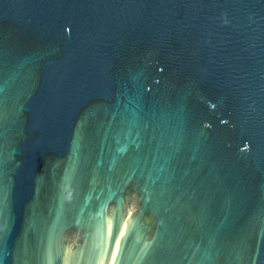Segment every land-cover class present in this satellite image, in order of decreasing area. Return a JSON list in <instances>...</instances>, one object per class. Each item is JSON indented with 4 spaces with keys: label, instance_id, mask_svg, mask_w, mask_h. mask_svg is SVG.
Instances as JSON below:
<instances>
[{
    "label": "water",
    "instance_id": "obj_1",
    "mask_svg": "<svg viewBox=\"0 0 264 264\" xmlns=\"http://www.w3.org/2000/svg\"><path fill=\"white\" fill-rule=\"evenodd\" d=\"M0 264H264V0H0Z\"/></svg>",
    "mask_w": 264,
    "mask_h": 264
}]
</instances>
